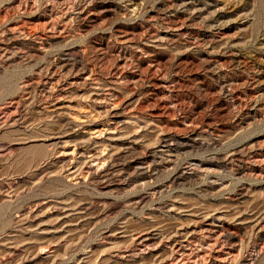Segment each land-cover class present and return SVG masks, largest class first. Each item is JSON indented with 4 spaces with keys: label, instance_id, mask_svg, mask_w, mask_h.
<instances>
[{
    "label": "rangeland",
    "instance_id": "rangeland-1",
    "mask_svg": "<svg viewBox=\"0 0 264 264\" xmlns=\"http://www.w3.org/2000/svg\"><path fill=\"white\" fill-rule=\"evenodd\" d=\"M0 264H264V0H0Z\"/></svg>",
    "mask_w": 264,
    "mask_h": 264
}]
</instances>
